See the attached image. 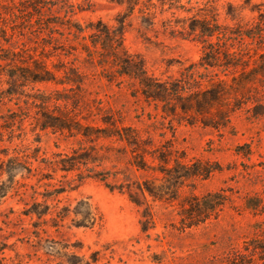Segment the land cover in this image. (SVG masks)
<instances>
[{
    "label": "rangeland",
    "instance_id": "374dc122",
    "mask_svg": "<svg viewBox=\"0 0 264 264\" xmlns=\"http://www.w3.org/2000/svg\"><path fill=\"white\" fill-rule=\"evenodd\" d=\"M226 1L244 2L219 0V4ZM252 2L261 3L264 9V0ZM74 4V18L84 25L101 20L110 27L117 26L118 15L124 10L110 0H74ZM40 10L44 20L58 21L66 14L51 3ZM0 13L5 19L0 24L8 31L5 37L0 35V63L5 65L0 69L17 73L16 68L42 58L59 82L66 73L72 74L71 68L77 67L86 75L81 91L75 86L70 89L68 84L20 81V93L15 95L6 90L8 75L0 78V264H58L59 259L48 254L54 253L50 245L55 244H37L32 235L36 217L31 219L24 210L35 201L54 205L58 200V209L73 208L82 198L101 210L103 225L77 227L70 214L58 227H52L51 222L42 224L46 230L42 235L52 241L82 242V249L70 251L86 259L98 250L96 264H264V76L243 95L242 109L232 115L226 128L189 124V117H165L155 104L134 96L137 83L119 77L109 81L102 67L90 64L86 53L73 49L77 42L64 40L63 28H39L29 1L0 0ZM246 14L253 15L250 11ZM161 19L159 15L151 28L135 13L126 19L124 43L130 53L143 56L150 74L170 79L178 77L191 62L199 61L203 45L165 32ZM42 92L68 98V108L60 102V109L78 114L85 125H102L106 118L122 122L139 129L155 146L172 148L182 163H198L210 173L187 179L171 175L169 167H165L166 173H139L143 186L153 190V195L146 192V196L155 214L154 223L143 232V208L126 192L110 190L96 178L81 179L83 175L77 171L59 169L62 154L89 143L70 132L40 128L46 111L34 97L39 99ZM93 118L96 120L91 121ZM11 157H16L15 164L9 162ZM127 165L128 158L123 156L96 169L104 168L105 176L116 184V169ZM207 197L221 205L198 225L188 226L191 204Z\"/></svg>",
    "mask_w": 264,
    "mask_h": 264
},
{
    "label": "trees",
    "instance_id": "16d2710c",
    "mask_svg": "<svg viewBox=\"0 0 264 264\" xmlns=\"http://www.w3.org/2000/svg\"><path fill=\"white\" fill-rule=\"evenodd\" d=\"M26 1H29V7L35 12L32 15H37L36 23L39 28H63L65 32H61V35L64 40L81 45V48L74 44L72 47L75 46L73 49L77 52L86 53L87 62L102 67V72L109 81L119 77L137 83V94L134 96L155 104L165 117H189L187 120L184 118L189 124L201 123L207 127L226 128L232 115L242 109L243 95L248 94V90L264 76V9L261 3H253L252 0H244L241 4L226 1L222 6L219 0H110L124 7L118 15V25L114 27L101 20L86 25L80 23L74 18V0ZM49 3L59 10H65L63 19L44 20L40 9ZM247 11L253 15L247 16ZM135 13L151 28L156 25L160 15L165 32L200 42L203 54L199 61L191 62L175 78L161 79L150 74L143 56L130 53L124 43L126 19ZM0 19L4 24L5 19L2 16ZM7 33L6 26L0 24V35L5 37ZM89 38L91 45L88 43ZM4 57L6 56L2 60L7 61L8 58ZM1 66L5 67L0 63ZM12 66L16 67L15 64ZM76 68H71L72 74L66 73L59 82L46 61L40 58L28 66L16 68L17 73L0 69V78L3 80L4 75H8L6 90L9 95L20 93V81L68 84L70 89L75 86L81 91L86 75ZM2 85L1 88L4 89ZM41 94L39 99L34 97L35 102L38 101L43 111H46L40 128L70 132L72 136L81 137L83 142L89 143L88 146L81 144L80 148L70 154H62L63 157L58 160L59 169L65 172L77 171L79 175H83L81 179L96 178L110 190L126 192L132 202L143 208V232L148 231L150 223H154L155 214L146 196V192L153 195V190L143 186V182L139 181V173L149 170L166 173L165 167L172 169L171 175L179 179L203 178L210 173L198 163L192 166L182 163L175 157L172 148L155 146L152 140L143 138L137 128L125 126L122 122L119 124L110 118L102 119V125H85L78 119V114L71 115L69 110L60 109V102L65 103L68 108V98L52 97L45 92ZM123 156L128 158V165L125 169H116V184L105 176L104 168L96 169V166H103L107 161L121 160ZM148 157L153 163L156 161V164H150ZM15 159L16 157H11L9 162L15 164ZM173 160L175 164L172 166ZM120 174L123 178H120ZM208 200L207 197L203 202L191 204L188 226L198 225L221 205ZM59 202L60 200L57 203ZM57 203L53 205L46 201H35L24 210V214L31 219L36 217L32 235L36 237L37 244L43 245L45 241L55 244L50 245L51 249H55L54 253L48 254L55 255L59 259L58 264H96L100 259L98 250L93 251L90 258L86 259L77 251H70L71 248L82 249V242L70 243L45 238L42 234L46 230L42 228V224L51 222L52 227H58L59 222L73 214L71 220L75 226L93 228L103 225V213L88 198L78 200L73 208L69 205L58 209Z\"/></svg>",
    "mask_w": 264,
    "mask_h": 264
}]
</instances>
